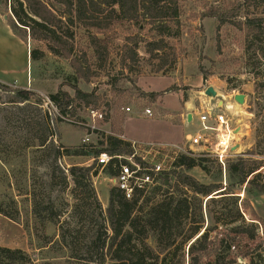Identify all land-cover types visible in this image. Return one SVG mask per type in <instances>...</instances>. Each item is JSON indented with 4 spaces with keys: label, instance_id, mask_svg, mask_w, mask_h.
<instances>
[{
    "label": "rangeland",
    "instance_id": "374dc122",
    "mask_svg": "<svg viewBox=\"0 0 264 264\" xmlns=\"http://www.w3.org/2000/svg\"><path fill=\"white\" fill-rule=\"evenodd\" d=\"M20 1L30 17L41 20L44 6L38 4L39 0ZM172 1L179 11L178 17L167 24L174 36L164 38L165 48L157 58H151L146 53V43L157 41L159 36L141 12L134 20H118L116 17L108 28L100 31L89 27V20H79L71 13L66 12L67 18H60L65 13V7L52 3L51 11L58 22L52 21L57 28L59 43L48 41L46 44L60 47L59 50L64 46L65 50L59 56L49 54L43 49L44 42L30 41L28 31L18 28L17 33L25 37L27 51L0 26V82L14 83L15 86L26 84L28 73L30 87L26 90L41 98L40 103L33 100L19 103L14 94L0 91V202L8 213H12L13 208L8 202L13 200L18 211L14 215L15 221L0 214V247L21 250L34 264H65L67 252L57 250L51 253L39 249L44 238L56 241L59 234L66 231L86 238L91 226L97 222L95 204L86 202L92 206L84 207L83 198L72 193V183L68 181V187L62 185L63 174L69 167H88L92 164V156L62 157L55 164L58 171L53 180L55 167L51 151L54 147L62 146L73 152L88 139L86 144L93 145V152L101 149L97 144L98 137L104 135L126 142H129L128 139L178 145L183 152L192 154L183 140L200 131L197 112L201 113L207 103L214 106L220 101L223 106L218 105L219 108L225 105L232 107L230 112L224 109L223 112L231 119V126L237 129L235 132L238 135L235 144L238 148L227 161L251 151L255 142L264 139V60H259L253 50L264 47V31L252 30L244 24L247 17H264V0L248 3L244 0ZM240 3H244V8L232 23L219 24L208 16L214 9H230ZM31 9L38 14L31 13ZM0 13L5 15L9 24L13 23L8 5H0ZM88 16L87 13L84 17ZM68 18L72 24L67 23ZM68 33L73 35L72 39L67 36ZM91 36H96L106 47V57L102 62L94 58ZM135 47L140 57L137 62L128 59L126 52V48ZM32 49H43L44 56L29 62L28 52ZM69 49H72L70 53ZM122 59L127 63V69L123 71L128 75L129 82L119 81L112 88L107 83L111 77L121 73ZM74 60L80 68L78 74L71 67ZM7 61L13 64L10 69L7 68ZM73 87L93 94L88 106L85 103L88 98H75ZM208 87L218 93L216 99L211 100L204 95ZM59 89L74 99L73 116L67 115L73 123L61 119L67 116L59 115L49 102L48 96ZM154 93L160 95L150 96ZM235 95L244 96L242 105L235 102ZM187 103L194 108L185 109ZM126 108L130 112H126ZM145 110H150L152 116H146ZM189 111L193 119L187 123L181 115ZM91 112L101 114L102 119L92 118ZM46 135L47 142L42 147L39 142ZM193 150L195 155L199 153ZM170 153L167 152L168 157H174ZM262 165L247 182L252 184L260 179L259 175L264 173V158ZM188 174L200 183L211 182L199 169H193ZM109 178L104 170L92 178L103 211L108 205V193L113 188ZM222 180L226 184L225 175ZM247 182L236 186L234 192L243 201L241 210L246 221L255 223L259 240L249 242L239 236L229 240L224 237V230L219 229L222 234L221 257L225 261L232 260V264H250L249 255L244 256L249 250H253L251 254L254 255L260 253L264 259V196L249 187ZM34 204H39L37 207L41 208L39 218L32 216ZM248 204L252 210L255 208L258 221L252 219ZM77 211L81 216L76 214ZM205 218L206 228L209 226L208 215ZM255 263L264 264V261L256 260Z\"/></svg>",
    "mask_w": 264,
    "mask_h": 264
},
{
    "label": "trees",
    "instance_id": "16d2710c",
    "mask_svg": "<svg viewBox=\"0 0 264 264\" xmlns=\"http://www.w3.org/2000/svg\"><path fill=\"white\" fill-rule=\"evenodd\" d=\"M244 1L248 3L251 0ZM37 2L44 6L40 21L28 15L20 0H0V5H8L14 18L13 23L8 25L14 35L25 42V37L18 34L17 29L28 31L30 41L44 42L43 49L49 54L57 56L62 52L64 46L59 50L60 47L46 44L48 41L59 43L57 28L54 27L52 21V19L57 21L51 11L52 3L62 4L65 7V13L60 15V18H67L66 12L69 15L74 14L79 20H89V27L100 31L108 28L116 17L118 20L121 18L134 20L137 19L138 12H141V15L149 20L153 30L159 36L157 41L146 43V53L151 58H157L158 53L165 48L164 38L174 36L170 33L167 24L169 21H174L179 14L178 7L172 0H39ZM243 8L244 3L230 9L217 8L210 11L208 16L219 24L232 23L241 14ZM30 12L38 14V11L32 9ZM104 12H106L105 15ZM87 13L89 16L84 17ZM58 20L61 22V19ZM66 20L67 23L72 24L69 18ZM244 24L251 27L252 30L264 31V17L252 19L247 17ZM67 36L71 39L73 37L70 33ZM90 44L95 60L104 61L106 47L102 46L101 40L96 36H91ZM69 47L71 48V46ZM43 49L30 50V61L40 60L44 56ZM71 50L69 49V53ZM126 50L129 54L128 59L135 62L140 60L136 47L134 49L126 48ZM253 50L257 58H260L259 60H264L263 46ZM75 63L74 60L71 67L78 74L80 68ZM120 64L121 73L111 77L107 83L112 88L119 81L129 82L128 75L123 71L127 69V63L122 59ZM73 88L75 98L80 100L88 98L85 101L88 106L93 94L83 93L77 87ZM0 91L14 94L19 103H28L31 100L36 103L41 102V98L37 94L22 88H12L0 83ZM156 95L160 94L154 93L150 96L156 97ZM48 99L59 115L73 116L72 103L74 99L68 93L59 89L55 94H50ZM47 136L40 139L39 144L42 147L46 145ZM97 144L101 149L93 152L91 144L81 145L73 152L65 150L62 146L54 147L51 151L55 167L52 171V179L56 178L55 172L58 171L55 164L64 156L91 155L92 158H95L102 152L121 156L130 154V143L114 136L100 135ZM263 158L264 139L255 142L251 151L238 156L233 161H227L225 170L214 158L208 156L190 157L180 154L172 162L173 170L165 173L161 183L148 192L137 193L127 200L117 188L110 189L108 205L104 211L97 200L92 184V178L96 177L98 173L97 170H94L95 162L88 167H69L63 174L62 185L68 187V181L71 182L72 193H77L83 198L84 207L90 208L91 203H94L98 220L91 226L86 238L80 237L79 233L66 231L60 233L56 241L48 237L44 238V243L39 249L51 253L57 252V250L67 252L66 259L63 256L65 253L61 256L62 259H65V264H232V260L225 261L221 257L222 234L219 229L224 230V237L229 240H234L238 236L249 242L259 240L257 227L255 223L246 221L241 210L243 201L234 192V188L242 186L251 175L263 167ZM193 169H199L211 182L208 184L198 182L188 174ZM104 172L110 177L114 175L110 169H104ZM224 175L226 184L222 180ZM259 177L260 179L256 183L247 182V185L264 196V173ZM86 202L91 203L87 205ZM8 204L13 208V212L8 213L3 208V203L0 202V214L15 221L16 216L14 215L18 212L16 204L13 200ZM38 205L34 204L31 209L34 218L40 216L41 208L37 207ZM247 208L250 210L252 219L258 221L257 215L249 204ZM76 214L81 216L78 211ZM205 215H208L209 218V221L207 220L209 226L206 228L204 227ZM48 222L50 223L51 220ZM231 235L234 237H230ZM260 245L261 243H259ZM252 251L244 253L245 257L249 255L250 264H256V260L264 261L260 253L254 255V253L251 254ZM0 264H34V262L21 250L0 247Z\"/></svg>",
    "mask_w": 264,
    "mask_h": 264
},
{
    "label": "built area",
    "instance_id": "2783aa9c",
    "mask_svg": "<svg viewBox=\"0 0 264 264\" xmlns=\"http://www.w3.org/2000/svg\"><path fill=\"white\" fill-rule=\"evenodd\" d=\"M231 108L228 105L224 108L212 106L201 113L197 112L201 129L198 133L187 136L185 140L192 154L183 152L178 145L131 141L128 142L130 143L128 155H110L102 152L92 158V163L95 162L94 170L100 173L104 169H110L114 175L108 182L117 188L125 199L130 200L135 194L146 193L159 185L164 174L170 171L174 159L180 154L192 157L208 156L214 158L225 169L227 159L234 152L232 150L238 147L235 145L237 129L231 126V119L225 115ZM125 111L130 112V109L126 108ZM91 115L94 119L96 117L98 120L102 119V115L97 112H91ZM145 115L151 117L152 113L145 110ZM61 119L73 123L68 116ZM84 142L86 144L88 139ZM193 149L199 153L195 155ZM167 152L174 154V157H168Z\"/></svg>",
    "mask_w": 264,
    "mask_h": 264
},
{
    "label": "crops",
    "instance_id": "0c3cea01",
    "mask_svg": "<svg viewBox=\"0 0 264 264\" xmlns=\"http://www.w3.org/2000/svg\"><path fill=\"white\" fill-rule=\"evenodd\" d=\"M5 21V22H4ZM4 24V25H3ZM9 23H8V21L6 20V17H5V15H2L1 13H0V26H2L5 30H7V32H8V34H9V36H10V38H12V39H16L22 46H25L26 47V50H27V46H26V43L24 42V41H21L16 35H14V33L11 31V29H10V27H9V25H8ZM28 51V50H27ZM28 56H29V52H28ZM14 61V60H13ZM10 62H12V61H10ZM29 62H31L30 61V59H29ZM11 65H13V64H10L9 63V61H7V68L8 69H10L11 67ZM28 66V65H27ZM1 84H4V85H7V86H9V87H12V88H22V89H24V90H26V89H28L30 86H29V80H28V73H27V81H26V84H19V85H17V86H15V84L14 83H2V82H0ZM14 84V85H13ZM30 84H31V82H30ZM211 103H207V104H205V109H209V108H211L212 106L210 105ZM187 105V107L185 108V109H189V108H194V106L193 105H190V103H187L186 104ZM218 105H219V103H216V105H214V106H217L218 107ZM219 108V107H218ZM190 110V109H189ZM184 115V116H183ZM183 115H181V118L183 119V121H186L187 123H189V122H191L192 121V119H193V116L191 115V111H189V112H187L186 114H183ZM189 115H191V120L188 122L187 121V118H188V116ZM125 137V136H124ZM126 138V137H125ZM186 138H187V136L185 137V139L183 140V141H185L186 140ZM127 141H129V142H131V141H134V140H128L127 139ZM260 195V194H259ZM262 196V195H261ZM260 196V197H261ZM252 206H253V208H254V205L253 204H251ZM254 210H255V208H254ZM256 211L258 212V210H257V208H256ZM262 217H263V215H261Z\"/></svg>",
    "mask_w": 264,
    "mask_h": 264
},
{
    "label": "water",
    "instance_id": "95a60500",
    "mask_svg": "<svg viewBox=\"0 0 264 264\" xmlns=\"http://www.w3.org/2000/svg\"><path fill=\"white\" fill-rule=\"evenodd\" d=\"M204 95L208 98V99H216L218 97V93L212 88V87H208L204 90ZM234 100L237 104L242 105L244 102V96L242 95H235L234 96ZM219 105L223 106V102H219ZM191 120V115L188 116L187 121L189 122ZM238 147H235L232 151H235Z\"/></svg>",
    "mask_w": 264,
    "mask_h": 264
}]
</instances>
